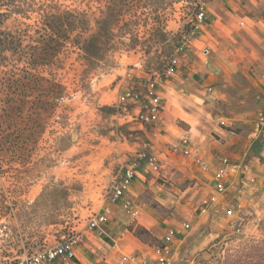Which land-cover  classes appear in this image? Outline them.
Masks as SVG:
<instances>
[{
  "label": "rangeland",
  "instance_id": "374dc122",
  "mask_svg": "<svg viewBox=\"0 0 264 264\" xmlns=\"http://www.w3.org/2000/svg\"><path fill=\"white\" fill-rule=\"evenodd\" d=\"M52 1L62 9L84 12L89 25L85 37L93 35L102 45L85 56L68 44L51 64L28 69L42 79L25 83L28 92L23 117L15 118L12 129L25 136L27 144L15 148V156L0 152V264L86 232L88 220L106 204L114 182L138 144L146 140L142 124L128 118L132 106L127 110L120 102L139 81L155 79L162 87L171 136L176 126L183 130L189 124L198 127L206 114L217 128L223 127L219 125L223 121L231 124L228 131L238 134L253 108V102L233 94L227 102L202 103L190 96L183 80L171 77L175 49L189 33L198 5L203 4L206 12V0H121L116 17L101 15L105 0ZM116 1L108 0L110 6ZM262 9L256 14L260 19H264ZM34 21L33 15L25 20L13 16L6 27L14 30L21 23L32 25ZM9 68L21 74V64L10 63ZM180 74L185 81L192 75L184 70ZM197 74L201 72L195 74L199 81ZM233 114L237 120L232 119ZM19 155H23L21 162L17 161ZM192 185L193 181L178 173L164 189L182 191ZM169 195L161 205L146 190L142 201L160 222L178 223L185 216L172 215L177 195ZM195 217L173 264L264 261V218H258V224L239 214L241 220L232 226L222 216L199 224ZM139 240L158 244L151 234H141Z\"/></svg>",
  "mask_w": 264,
  "mask_h": 264
},
{
  "label": "crops",
  "instance_id": "0c3cea01",
  "mask_svg": "<svg viewBox=\"0 0 264 264\" xmlns=\"http://www.w3.org/2000/svg\"><path fill=\"white\" fill-rule=\"evenodd\" d=\"M205 5L206 23L190 42L185 55L178 59L171 77L183 80L181 83H186L184 88L191 92L190 96L202 103L227 102L229 94L253 102L251 118L235 134L227 130L231 124L221 121L219 125L223 127L217 128L206 114L198 127L189 124V128L183 130L176 126L175 134L171 136L165 117L168 101L162 87L158 86L162 111L152 125H142L146 140L138 144L130 160L136 157L141 144L147 143L149 153L160 162L161 168L156 172L150 165H142L125 200L118 204L106 200L96 212L107 218L103 234L97 237L96 233H84L86 239L75 248L78 264H132L122 262L129 256L135 257L136 261L145 259L149 264H155L154 250L160 244L169 249L168 264H173L196 214L198 223L195 224L222 216L233 226L235 221L241 220L239 214L252 217V223L264 218V127L259 135L254 129L257 115L264 110V19L256 17L264 8V0H206ZM180 70L192 74L187 75L190 81L180 77ZM198 71L201 72L197 74L200 82L195 75ZM139 89L143 95L144 88ZM131 106L128 118L133 121L131 116L141 109V103L133 101ZM236 116L233 114L232 119L237 120ZM211 132L220 140L216 141ZM221 160L239 166L237 171L225 177L226 193L223 196L216 193L213 180V170ZM201 164L210 169L203 171ZM178 173L193 181V185L182 191L164 189L168 180ZM146 190L151 191L161 205H164L166 194L177 195L171 206L172 215L185 216L184 219L178 223L160 222L142 201ZM124 201L131 202L137 210L135 219L125 212ZM136 227L153 235L158 246L142 243L134 235Z\"/></svg>",
  "mask_w": 264,
  "mask_h": 264
},
{
  "label": "trees",
  "instance_id": "16d2710c",
  "mask_svg": "<svg viewBox=\"0 0 264 264\" xmlns=\"http://www.w3.org/2000/svg\"><path fill=\"white\" fill-rule=\"evenodd\" d=\"M105 1L107 6L101 15L119 16L121 0H117L112 6L108 0ZM29 15L35 16L32 25L21 23L14 30L6 27L11 17L25 20ZM85 19L84 12L62 9L52 0H0V152L9 151L11 156H15L14 149L27 144L25 136L14 134L16 131L12 129L15 118L23 117L22 106L27 101L28 92L25 83L42 79L32 75L28 69L51 64L68 44L85 56H89L91 50L101 47V42H96L93 35L85 37V33L89 31ZM10 63L21 64V74L12 71ZM19 157L21 158L17 161L21 162L23 155ZM134 234L139 239L141 234L150 236L142 228L134 230ZM256 264H264V261Z\"/></svg>",
  "mask_w": 264,
  "mask_h": 264
},
{
  "label": "built area",
  "instance_id": "2783aa9c",
  "mask_svg": "<svg viewBox=\"0 0 264 264\" xmlns=\"http://www.w3.org/2000/svg\"><path fill=\"white\" fill-rule=\"evenodd\" d=\"M206 21V12L203 4H199L197 12L194 15L191 29L189 33L184 37V42L182 45L175 49V58L170 61L169 72H172L173 67L177 63V59L184 56L188 45H190L191 40H193L202 26ZM159 84L155 79L149 78L148 80L139 81L136 86H131L127 94L120 97L121 105L127 110H130V106L133 101H138L141 103V109L132 117V120L138 121L142 125H152L159 114L162 111V104L157 95V88ZM144 88L146 94L142 95L139 88ZM147 96V97H146ZM264 99V93L262 94ZM131 102V103H130ZM264 127V110L257 115V120L254 124V129L256 135H259ZM150 165L154 171H159L161 168L160 162L155 158L154 155L149 153L148 144L142 143L140 151L137 153L136 157L130 160L127 165L123 168L119 179L114 182L111 187V191L108 194V199L113 204H118L119 202L125 200L126 195L129 193V189L133 181L137 178L142 165ZM239 166L228 160H221L216 168L213 170V180L215 182V191L218 195L223 196L226 193V186L224 179L230 173L237 171ZM201 169L203 171H208L210 167L201 164ZM124 210L128 216L133 219L137 216V210L129 201H124ZM107 223V218L102 213H95L86 224V232L96 233L97 237L103 234V229ZM173 235V231L169 232ZM86 236L84 233L77 234L71 238L63 239L60 242L47 246L40 251H36L30 255H25L22 258H18L13 262H8L6 264H78L75 256V248L80 245ZM155 253V264H168V258L170 251L167 246L160 244L154 250ZM122 262H131L132 264H149L145 259L139 261L135 260V257L129 256L124 257Z\"/></svg>",
  "mask_w": 264,
  "mask_h": 264
}]
</instances>
